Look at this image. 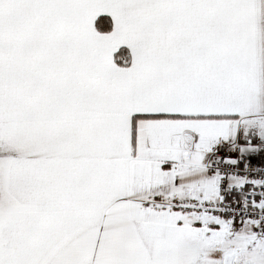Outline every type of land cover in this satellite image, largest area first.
<instances>
[{
	"label": "snow or ice",
	"instance_id": "snow-or-ice-1",
	"mask_svg": "<svg viewBox=\"0 0 264 264\" xmlns=\"http://www.w3.org/2000/svg\"><path fill=\"white\" fill-rule=\"evenodd\" d=\"M0 264H264V0H0Z\"/></svg>",
	"mask_w": 264,
	"mask_h": 264
}]
</instances>
